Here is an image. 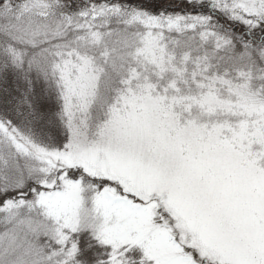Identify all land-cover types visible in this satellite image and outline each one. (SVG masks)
Masks as SVG:
<instances>
[{"label":"snow or ice","instance_id":"snow-or-ice-1","mask_svg":"<svg viewBox=\"0 0 264 264\" xmlns=\"http://www.w3.org/2000/svg\"><path fill=\"white\" fill-rule=\"evenodd\" d=\"M0 264H264V0H0Z\"/></svg>","mask_w":264,"mask_h":264}]
</instances>
